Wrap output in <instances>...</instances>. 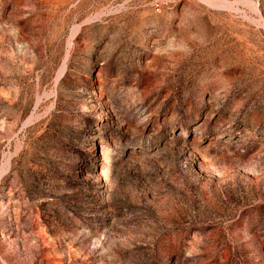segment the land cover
<instances>
[{
    "label": "rangeland",
    "instance_id": "374dc122",
    "mask_svg": "<svg viewBox=\"0 0 264 264\" xmlns=\"http://www.w3.org/2000/svg\"><path fill=\"white\" fill-rule=\"evenodd\" d=\"M0 264H264V0H0Z\"/></svg>",
    "mask_w": 264,
    "mask_h": 264
}]
</instances>
